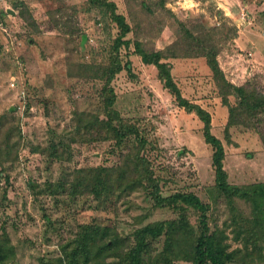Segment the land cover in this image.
I'll return each mask as SVG.
<instances>
[{
  "label": "rangeland",
  "instance_id": "374dc122",
  "mask_svg": "<svg viewBox=\"0 0 264 264\" xmlns=\"http://www.w3.org/2000/svg\"><path fill=\"white\" fill-rule=\"evenodd\" d=\"M110 1L126 16L132 28L129 38L142 42L148 51L182 43L186 30L207 38L213 35L212 42L219 43V66L227 80L234 78L239 83L243 79L239 86L252 82L264 92V0ZM23 3L32 18L27 14L21 17L17 6ZM6 8L15 11L16 17L6 16ZM243 11L248 19L245 24ZM0 16H5L10 33L8 37L0 35V117L12 129L11 133L6 127L0 130V144L7 134L19 156V161L7 165L10 181L0 176V230L15 246L16 258L11 264H42V260L62 253L66 245H72L70 254H65L68 264H78L72 249L80 225L109 226L130 234L143 224L176 219L175 210L156 208L147 191L118 193L99 201L80 196L66 205L30 194L31 182L44 185L74 170L79 179L88 178L95 184L117 179L115 166L121 149L115 146L114 134L79 130L77 123L79 114L105 119L102 89L107 66L114 58L118 29L105 8L93 7L88 0H1ZM225 27L237 28L234 40H224ZM219 32L223 33L214 35ZM120 51L122 64L130 63L139 78H131L126 69L116 77L112 84L117 94L114 108L148 141L142 156L150 161L162 196L195 193L211 206L208 219L212 226L225 229L230 223L229 208L224 199L212 200L209 192L215 171L213 150L203 137L204 124L196 114L178 106L159 80L155 66L144 65L138 57L129 60L124 47ZM249 52L253 54L251 61L245 57ZM171 64L184 98L212 117V132L225 146L224 166L230 183L264 182V145L259 135L233 127L232 143L226 141L228 110L206 60ZM84 65L93 67L96 79L81 75L80 66ZM11 74L19 75L29 92L28 111L18 110L21 103L8 87ZM230 100L235 103L234 98ZM53 142H63L71 150L59 146L63 156L55 159L50 152ZM239 204L242 212L249 214L248 205ZM190 220L197 224L194 211H190ZM231 231L229 228L227 233L235 249L239 244L232 241ZM163 243V239L154 243L153 257L162 253ZM180 258L179 263H190L189 256Z\"/></svg>",
  "mask_w": 264,
  "mask_h": 264
},
{
  "label": "trees",
  "instance_id": "16d2710c",
  "mask_svg": "<svg viewBox=\"0 0 264 264\" xmlns=\"http://www.w3.org/2000/svg\"><path fill=\"white\" fill-rule=\"evenodd\" d=\"M96 8H105L110 19L118 29L115 40L114 58L107 66L104 76L102 99L105 108V119L99 116L78 115L77 128L90 132L111 131L115 137V146L121 149L120 162L115 166L118 172L116 180H108L103 184H95L91 179L78 178L76 171L65 174L59 180L48 181L44 185L34 182L29 184L30 194L39 199L49 197L55 205H66L75 202L80 196H92L96 200H105L118 193L131 194L148 192L156 208L168 207L178 213V217L171 221L153 222L134 228L130 234L120 232L117 228L95 224L80 225L75 232V252L78 264H181L180 257L187 255L190 263L187 264H260L264 262V182L252 183L243 186L233 185L225 170L226 150L223 142L212 132V117L200 105L191 103L184 98L179 85L172 74L173 61H194L204 58L213 74L217 91L223 105L228 110V123L225 128V138L228 144L232 143L231 129L243 127L254 130L264 145V92L258 85L247 82L236 86L227 80L218 62V45L212 42L214 36L207 38L204 34L195 35L186 30L187 37L182 43H174L161 51H148L140 41H132L129 34L132 32L126 16L118 13L117 5L110 0H88ZM21 8V17L29 16L30 12L25 3L17 6ZM8 14L6 13V16ZM5 20V16L1 17ZM242 18V16H241ZM243 19V18H242ZM245 18L243 21H247ZM224 32L226 42L234 40L237 28ZM223 32L215 33L219 36ZM88 38V37H87ZM89 40V39H88ZM125 48L130 58L138 57L144 65L155 66L158 77L165 89L175 98L178 106L188 113L196 114L204 124L203 137L205 143L213 150L212 166L215 171V180L209 189L211 199H224L230 212V223L225 229L209 222V204L204 203L195 193L179 192L170 197L161 194L159 180L155 177L150 161L142 156V149L148 141L142 136L139 128L130 121L122 118L115 108L117 94L112 84L116 77L126 69L133 79H138L131 64H122L120 49ZM132 49L133 52H130ZM81 75L96 79V72L91 65L80 66ZM135 73V74H134ZM29 92L26 90V107L28 111ZM231 98L235 103H231ZM30 105V102H29ZM5 118L0 117V130L7 128ZM3 137V136H2ZM6 134L0 144V176L4 175L7 182L10 177L6 174L7 165L19 161L18 148ZM54 143V142H53ZM50 144L51 155L61 159L63 153L59 146L71 150L63 142ZM125 147H124V146ZM124 147V148H123ZM106 168H100L104 171ZM4 200H7L6 193ZM240 202L249 207V214L240 209ZM190 211L197 216V224H192ZM48 222L51 219L47 217ZM231 228L232 241L239 244L235 249L229 242L227 230ZM6 232L0 230V264H11L16 258L15 246ZM163 239V251L152 256L154 243ZM72 245L63 247V252L53 258L42 260V264H68L69 250ZM66 254V256H65ZM73 256V258H74ZM83 259L81 262H79ZM76 261V260H75ZM75 263V262H74ZM183 264V263H182ZM185 264V263H184Z\"/></svg>",
  "mask_w": 264,
  "mask_h": 264
},
{
  "label": "built area",
  "instance_id": "2783aa9c",
  "mask_svg": "<svg viewBox=\"0 0 264 264\" xmlns=\"http://www.w3.org/2000/svg\"><path fill=\"white\" fill-rule=\"evenodd\" d=\"M1 2V0H0ZM242 18L245 19L246 18V13L243 11L241 14ZM0 35H4V36H10L9 33V28L7 25V22L3 19L0 18ZM263 36H264V32H263ZM89 42H93V39L90 40L89 38ZM246 58H248L249 61L252 60L253 58V54L251 52L247 53L245 55ZM21 65V64H20ZM224 70V69H223ZM225 72V71H224ZM20 76L17 74H11L9 79H8V87L12 90L15 91L18 97V101L21 103L18 106V110H21L22 112H25L27 110L25 101H26V88L24 87L23 83L20 81ZM238 81V80H237ZM245 80L242 79V82L239 81L236 82V80H234V78L231 80V83L239 86L240 84L244 83ZM239 84V85H238Z\"/></svg>",
  "mask_w": 264,
  "mask_h": 264
},
{
  "label": "crops",
  "instance_id": "0c3cea01",
  "mask_svg": "<svg viewBox=\"0 0 264 264\" xmlns=\"http://www.w3.org/2000/svg\"><path fill=\"white\" fill-rule=\"evenodd\" d=\"M5 12L8 14V16L10 15V16L16 17V12L13 11L12 9H10V8H6V9H5ZM241 20H243V19L241 18ZM5 21H6V20H5ZM6 22H7V21H6ZM244 24H245V21H244Z\"/></svg>",
  "mask_w": 264,
  "mask_h": 264
}]
</instances>
